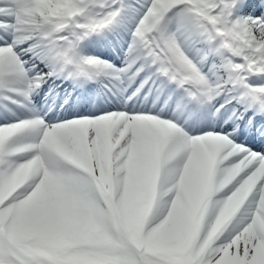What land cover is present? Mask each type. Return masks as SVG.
Wrapping results in <instances>:
<instances>
[{
	"label": "bare ground",
	"instance_id": "bare-ground-1",
	"mask_svg": "<svg viewBox=\"0 0 264 264\" xmlns=\"http://www.w3.org/2000/svg\"><path fill=\"white\" fill-rule=\"evenodd\" d=\"M108 1L112 0H0L7 5L0 8V17L4 18L0 23L5 27L0 43L7 41L0 46V86L1 90L21 95V107L8 105L0 109V224L4 226H0V260L5 261L1 264H12L14 251L20 264H44L47 260L40 254L31 253L34 247L59 256L65 253L68 240L72 243L84 237L80 231L78 235L70 234L66 226L55 231L61 225L59 210L74 198L84 197L88 210L95 212V223L90 226L107 229L108 233L120 221L130 231L137 213H140L138 218L146 215L153 195L152 209L159 206V210L157 215L153 216L152 211L149 216L142 240L143 248L152 256L177 254L175 246L182 241L181 236L187 235L196 224L192 236L195 249L199 243L207 248L199 256L198 264L264 261V173H260L264 145L256 142L259 154L242 144L236 146L240 152L230 153L229 148L241 141L238 138L243 130L236 132L237 137H232L228 148L225 138H231L230 133L222 131L234 123L239 126L245 122L235 118L234 110L222 108L217 113L219 120L212 124V110L205 111L201 123L195 119L189 121L173 110L172 100L150 92L144 81L135 85L138 92L134 99L124 101L125 82L120 80L116 95L110 98L94 102L83 97L87 102L58 104L43 118L36 116L28 105L48 95L45 87L36 91L25 87L26 80L43 81L49 65L42 34L47 20L53 19L54 14L65 15L69 22L82 20L84 24L76 30L81 32L86 28L84 14L98 11ZM234 1L140 0V15H131L132 27L119 43L97 45L88 40L87 47L96 53V62L104 65L103 69L124 76L133 71L127 62H121L132 51L125 46V40L129 39L138 48L142 34L147 37L153 27L159 26L158 31L167 27L170 37L184 42L189 49L197 72L191 76L199 83L198 87H210L227 70L228 60L242 68L246 58L254 57L248 52L251 47L264 44L243 39L240 23L230 15ZM237 1L239 11L246 0ZM122 2L130 4V0ZM76 7L78 11L73 14ZM260 8L264 13V2ZM13 12L18 14L17 18H12ZM4 20L14 23L7 24ZM204 22L207 25L201 24ZM196 24L204 26V30L209 28L208 34L200 32ZM190 26L195 29L194 39L188 33ZM214 28L224 32L218 40L213 38L215 31L210 36ZM227 44L229 51L222 48ZM176 64L185 69L191 65L180 55ZM179 120L183 128L177 129L174 122ZM202 128L210 130L209 134L197 133ZM135 157H139L136 162ZM159 165L162 169L158 178L155 171ZM253 182L258 184L247 195L246 189ZM148 184L145 195L137 191ZM10 190L13 191L8 194ZM77 203L76 200L73 205ZM110 211L114 222L107 225L105 218ZM240 223L241 230H236L237 236L226 244L230 251L239 254L241 250L240 257L228 260L219 256L218 245L223 248L221 241ZM144 261L149 264L145 255ZM121 264L133 263L121 261Z\"/></svg>",
	"mask_w": 264,
	"mask_h": 264
},
{
	"label": "rangeland",
	"instance_id": "rangeland-1",
	"mask_svg": "<svg viewBox=\"0 0 264 264\" xmlns=\"http://www.w3.org/2000/svg\"><path fill=\"white\" fill-rule=\"evenodd\" d=\"M139 2H140V0H130V2H129L130 3V13H128L129 14L128 18L129 19H131V15L132 14H134V15L139 14L140 15L141 9H140ZM263 2H264V0L260 1L259 3H258V0H250V2H244L239 7V11H238L236 9L238 1L235 0L234 3H232V5H231L232 6V10L230 11V15L236 20V22L240 23V25H241L240 29L243 31V35L246 32V30L247 31L250 30V32H252L251 34H253V33L255 34V37L258 39V41H264V19H263V14L264 13H263L262 9L260 8L261 5L263 4ZM47 4L48 3H45L44 7H47ZM2 6L6 7L7 5L0 2V8ZM72 11L73 12L78 11V7L74 8ZM12 16H13L12 18H17L18 14L13 12ZM164 17L165 16L163 15L161 20H163ZM3 19L4 18L0 17V20H3ZM211 20L212 21L215 20L214 16L211 17ZM4 21L7 22V23L8 22L9 23H11V22L14 23V21H12V20L11 21L4 20ZM194 22H195V20H194ZM201 24L202 25L204 24V26H205L206 23L204 22V23H201ZM131 27L132 26L130 25L129 28L131 29ZM127 29H128V27H126L120 33H118V35H116V37H115V41L114 42L119 43L122 40V38L124 37V36H122V34L125 33V31H127ZM187 29H189V27H187L185 29V31H187ZM207 29L209 31V28H207ZM215 30H218V29H215ZM219 31H221V30H219ZM162 32H161V36H159V37H160L161 41L163 42V44L167 45L168 47H173L174 46V53L173 54L175 55V59L177 57H179V55H180L182 57H185V59L188 60L189 63H192L191 60H189V59H192L191 55H189V51H188L189 49L185 48L186 44L184 42L181 44V42H179V41H174V39L172 37H170V34L167 32V27H165ZM221 32L224 33L223 31H221ZM188 33L191 36V38L194 39L195 29L191 28V26H190V29H189ZM218 33H220V32H218ZM251 34H250V36L252 37ZM247 35H248V33H247ZM0 36H1V34H0ZM243 39L246 40V41H249V40L245 39L244 37H243ZM125 41H126V45L125 46L128 47V49H132V51H133V49L136 48V47H134L132 45V43L130 42L129 39H127ZM1 42H3V43L5 42L6 43L7 41H1ZM173 42L175 43V45H173ZM255 46L256 45H254L252 47H255ZM252 47H251V49H252ZM171 50H172V48H171ZM132 51L128 55H125L124 59H122V61H121V62H123L125 64L127 62L128 67L133 69L131 75H133L135 73V70H136V68H134V66H132V64H131L132 60H129L127 58L128 56H130ZM137 51H139L138 48H137ZM250 55H251V53H250ZM89 56H91L93 58L92 55H89ZM101 66L103 67L104 65L101 64ZM103 70L105 71V75H104L103 80L105 81L104 83L106 84V86L110 87L111 85H113L114 87H117L118 84H117V80L116 79L121 80V78H119V75L114 73V72H112V71H108V70H105V69H103ZM137 83L139 85L142 82L140 83L138 80L134 79L131 84H133L135 86ZM134 86H133V88L131 87L130 89L131 90H135L138 87V86H135V87ZM125 89L126 88L123 87V90H125ZM135 91L138 92V90H135ZM124 101H129V99H127V100L124 99ZM129 102H131V101H129ZM165 120L167 121L168 119H165ZM174 125L176 126L177 129L183 128V122L180 121V120H179V122H174ZM202 131H206V130L202 128L201 130L197 131V133H201ZM252 150H254L256 154H259V150L258 151H256V149H252ZM263 157H264V154H263ZM135 158L133 160L134 162L139 160V157H137L136 159ZM154 158H155V155H154ZM261 162H264V161H261ZM261 162H260V164H261V167H262V172L264 173V163H261ZM257 166L259 168V165H257ZM135 182H137L135 184L139 183V181H135ZM257 184L258 183L256 182V185L253 188H255L257 186ZM165 185L169 186L170 184L166 183ZM149 186H150V184L146 185L145 186L146 188H144V189L141 188V187H138L139 189L137 191H142V192H144V195H145L146 191L149 190V188H148ZM150 197H151V194H150ZM150 197H149V199H150ZM76 200L78 202L77 203L78 205L74 206L73 204L76 203ZM143 202H145V199L143 200ZM143 202L139 203L140 206H138L140 212L142 210L141 208L143 207V205H142ZM70 203H71V205H70L71 207L68 206ZM87 204L88 203L84 199V197H83V199L81 197L72 199V201H70L69 203L64 205L63 210H61V211L59 210L60 215L62 217L61 218L59 216L61 218V219H59V221H60L59 223L61 225H60V227L59 226L55 227V231L58 232L59 230L63 229L64 226H66L67 230H68L67 232H70V234H74L75 233L76 235H78L77 233L80 231L81 234L84 235V237H82L81 239L78 238V239H76V241H74V242L72 241V243H70V241L68 240L69 244H67V246H66L67 248H66L65 253L63 255L56 256L55 254L53 255V252H50V253H46L45 251L44 252H40V249H38L36 247H34L32 249L31 253L35 254V255L40 254V256L44 258V260H47V262H45L44 264H74V263L75 264H121V261L126 262V263L128 261L129 262L131 261L133 264H138L137 261H136V258L134 256L135 254L133 253V250H132V247H131L130 243L138 244V243L142 242V240H143V238H144V236L146 234V233L144 234L143 232L139 231L141 229V224H139V223L143 222L142 221L143 214L140 216V218H138L140 213L139 212L137 213V216L135 217L136 219L134 218L133 225H132V228H131L130 231L127 228H125L126 227L125 225H124V227H122L123 224L120 221L118 223L119 225L115 226V228H114L115 230L113 232H108L107 233V231H106L107 229H102L100 227H97L98 228L97 229V228H94V227L90 226L91 224L95 223L94 222L95 221L94 220L95 219V212L92 211V210H88V208H87L88 205ZM158 210H159V206L156 207L154 211L152 210L153 211V216L157 215L156 212H158ZM152 211H151V213H152ZM103 216L105 217L106 215L104 214ZM112 218H113L112 217V212L110 211L107 214L106 218H105V222L107 223V225L111 224L112 222H114L112 220ZM137 219L138 220L140 219L139 222H138ZM134 224H136L137 226L134 225ZM78 225H80V226H78ZM0 226L4 227L2 224H0ZM138 226H140V227H138ZM240 227L242 228L241 223L238 224V226L234 227L233 228L234 230L232 229L228 233V235L224 237V239L221 241V243L224 246L223 248L219 247V245H218L216 251H217L219 256L224 257V258H228V260L232 259L234 257L236 259H238L240 257V253L242 252L241 250H240V253L238 254V252L235 253L234 251H230L231 249H229V247H226V244H228L229 241H231L233 239V237L237 236L238 232L241 230ZM82 228H84V229H82ZM195 228H196V224H195L194 228H192L190 231L187 232V235H185L184 237L181 236L182 241L180 240V244L175 246V248L178 249V251H177V249H175L177 254L176 253H174V254L170 253V254H172L174 256L169 255V254H166V255L163 254L162 256L160 254H157V255L153 254L154 256H152V253L149 250H147V248H145L143 250V253H144L145 257H146V260H148V263L149 264H169V263L170 264H185V262H187L188 264H198L199 258H200L199 256L202 255L205 251H207L206 250L207 248H206V245H204L202 247V243H199V245H196V249H195L194 242H193V239H192V236H193ZM238 229H240V230H238ZM98 230L100 232H98ZM236 230H238L237 233H236ZM137 235H138V237L140 236V242L137 241V240H139ZM66 236L69 237V234L66 235ZM103 238H105V239L103 240ZM84 240L86 242H84ZM206 243H207V247H208L209 243L208 242H206ZM198 251H200V252H198ZM178 252H179V254H178ZM167 256H168V258H166ZM10 259H8V260H10V263H12V264L13 263L14 264H20L18 255H17V253L15 251L12 254V258H10ZM3 262H5V261L0 260V264L3 263ZM254 264H264V261L262 260V262L254 263Z\"/></svg>",
	"mask_w": 264,
	"mask_h": 264
}]
</instances>
